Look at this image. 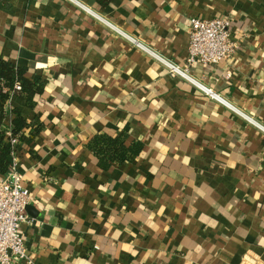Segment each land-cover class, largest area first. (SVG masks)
Returning a JSON list of instances; mask_svg holds the SVG:
<instances>
[{"label": "crops", "instance_id": "obj_1", "mask_svg": "<svg viewBox=\"0 0 264 264\" xmlns=\"http://www.w3.org/2000/svg\"><path fill=\"white\" fill-rule=\"evenodd\" d=\"M77 1L0 0V58L41 84L10 100L31 264H264V0ZM220 16L237 50L189 73L227 103L160 59ZM99 133L142 149L104 167Z\"/></svg>", "mask_w": 264, "mask_h": 264}, {"label": "built area", "instance_id": "obj_2", "mask_svg": "<svg viewBox=\"0 0 264 264\" xmlns=\"http://www.w3.org/2000/svg\"><path fill=\"white\" fill-rule=\"evenodd\" d=\"M73 1L79 3L77 0ZM80 5L96 15L88 6ZM237 48L238 43L232 38L231 19L228 16L211 19L191 17L186 65L160 59L166 64L171 75H179L212 98L227 103L212 88L193 78L189 73V67L197 62L204 65L216 64L233 55ZM16 89H20V85L17 84ZM8 134L12 146L11 163L7 173H0V264H17L21 260L31 264L32 260L26 253L21 232V225L27 219L26 208L30 200V192L24 185L22 175L16 169V152L20 140L10 132Z\"/></svg>", "mask_w": 264, "mask_h": 264}, {"label": "trees", "instance_id": "obj_3", "mask_svg": "<svg viewBox=\"0 0 264 264\" xmlns=\"http://www.w3.org/2000/svg\"><path fill=\"white\" fill-rule=\"evenodd\" d=\"M20 89H16V85ZM41 84L34 82L27 76L24 68L0 58V173L8 172L11 163L12 146L10 135L25 137L24 131L28 122L20 108L10 105L15 95L23 96L33 104L35 95L39 92ZM126 135L110 136L105 133L95 135L89 142L90 149L99 157L101 165L109 166L111 163H121L135 158L142 149L140 142L126 145Z\"/></svg>", "mask_w": 264, "mask_h": 264}]
</instances>
